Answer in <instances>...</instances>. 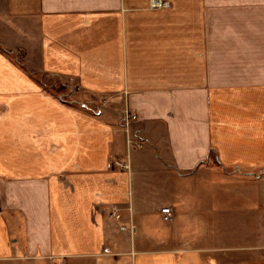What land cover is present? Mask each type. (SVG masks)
<instances>
[{"label": "crops", "instance_id": "0c3cea01", "mask_svg": "<svg viewBox=\"0 0 264 264\" xmlns=\"http://www.w3.org/2000/svg\"><path fill=\"white\" fill-rule=\"evenodd\" d=\"M160 1L0 0V264H264V0Z\"/></svg>", "mask_w": 264, "mask_h": 264}, {"label": "rangeland", "instance_id": "374dc122", "mask_svg": "<svg viewBox=\"0 0 264 264\" xmlns=\"http://www.w3.org/2000/svg\"><path fill=\"white\" fill-rule=\"evenodd\" d=\"M18 59H19V57H18ZM36 76H38V79L41 81V82H43V84L45 85V86H47V89L51 92V93H54V94H62V93H64L65 91V89H63L62 88V86L60 87V85H61V83L59 82V81H57V80H53L52 78H51V76H49V75H36ZM134 141L132 140V139H129L128 141H127V143H129V145L131 144L132 145V143H133ZM136 145V147H139L138 146V144L139 143H133V145ZM140 147H142V144H141V146ZM211 163L208 165V166H210V169L213 171H221V169L220 168H218L217 167V165H215L214 164V162H213V158L211 157ZM233 170V168H226L225 169V171H232ZM199 179L197 180V181H195V187H198L197 189H198V191H199V194L201 193V189H202V186H201V181H202V179H201V177H198ZM225 184H226V188H228V189H230V190H233V189H235V186L234 185H232V184H228V181H225ZM185 186H183V188H184ZM178 188H182V186L180 185V184H178ZM225 190V189H224ZM184 191V190H183ZM225 191H227V189L225 190ZM228 192V191H227ZM168 198H170V197H168ZM201 195H195L194 196V202L195 203H201ZM181 202H183V205L185 204V195L183 194L182 195V197H181ZM231 200H232V198H231ZM165 201H167V199H165ZM167 203H169V202H167ZM173 209V218H172V220L171 221H169V222H167V223H171V222H173V221H176V219L178 220V221H184V218H185V213H179V211H176V209H174V208H172ZM198 215L200 216V213H198ZM175 223V222H174ZM173 223V224H174ZM184 223V222H183ZM180 224V223H179Z\"/></svg>", "mask_w": 264, "mask_h": 264}, {"label": "built area", "instance_id": "2783aa9c", "mask_svg": "<svg viewBox=\"0 0 264 264\" xmlns=\"http://www.w3.org/2000/svg\"><path fill=\"white\" fill-rule=\"evenodd\" d=\"M162 4H163V3H162L160 0H151V2H150V6H151V7H161V6H163ZM124 118H125V127H127L129 121L132 120V119H135V118H137V117H136L135 114H132V113H125V117H124ZM138 146L140 147L141 144L139 143ZM117 164H118L119 166H123V167H125V165H123V164H122V165H120L119 163H117ZM160 214H161V218H162L163 221H165V222H169V221H171L172 218H173V209H172V207H169V206L162 207V208L160 209ZM109 216H110V217L113 216V213L111 212V213L109 214Z\"/></svg>", "mask_w": 264, "mask_h": 264}, {"label": "trees", "instance_id": "16d2710c", "mask_svg": "<svg viewBox=\"0 0 264 264\" xmlns=\"http://www.w3.org/2000/svg\"><path fill=\"white\" fill-rule=\"evenodd\" d=\"M25 68V67H24ZM26 71L29 73V74H32V75H39L40 73H37V72H33V71H30L28 70L27 68H25ZM41 75V74H40ZM62 86V88L64 89L65 85L61 83L60 87Z\"/></svg>", "mask_w": 264, "mask_h": 264}]
</instances>
